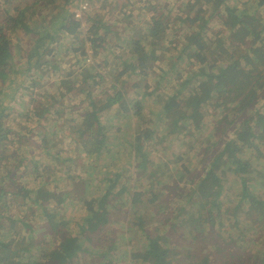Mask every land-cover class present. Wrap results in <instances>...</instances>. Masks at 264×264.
I'll return each mask as SVG.
<instances>
[{
	"label": "trees",
	"instance_id": "trees-1",
	"mask_svg": "<svg viewBox=\"0 0 264 264\" xmlns=\"http://www.w3.org/2000/svg\"><path fill=\"white\" fill-rule=\"evenodd\" d=\"M23 1L0 4V264H264V0H97L84 34L77 0Z\"/></svg>",
	"mask_w": 264,
	"mask_h": 264
},
{
	"label": "rangeland",
	"instance_id": "rangeland-1",
	"mask_svg": "<svg viewBox=\"0 0 264 264\" xmlns=\"http://www.w3.org/2000/svg\"><path fill=\"white\" fill-rule=\"evenodd\" d=\"M158 1H160V3L162 4V2H163V5H166V6H168V7H172L175 3H174V1L175 0H170V3H166V0H158ZM178 1H182V0H178ZM28 2V0H25V1H23V3H21V5H24V4H26ZM75 18L76 19H78V21H80V25H81V30H82V34L83 33H85L86 32V30L88 29V23L86 22V19H87V17H89L90 15H93L94 13H96V4H97V0H77L76 2H75ZM85 8V9H84ZM166 11H168V10H165V11H161L162 13H165ZM171 12H175V10H174V8H172V10H170ZM169 12V11H168ZM172 14V13H171ZM79 16V17H76V16ZM86 15H88V16H86ZM136 24V23H135ZM137 26V25H136ZM82 38V35H80V36H78V38L77 39H81ZM67 39L68 38H64L61 42H64L65 44H67L68 42H70L71 40H68L67 41ZM52 47H56V45H53ZM86 47H87V49H88V43H87V45H86ZM88 53V57L86 58V59H88L89 61H87V63L85 62L84 64H88V63H94V60H93V58L91 57V51H88L87 52ZM59 57H61V55H59ZM71 61H72V58H70V60H69V63H67V65H70V63H71ZM151 84H153V83H151ZM46 86H47V88L49 89V90H47V91H50V92H53V91H55V89L53 88V86L51 85V84H46ZM27 98H23V100H19L18 99V101L16 102V101H14V102H11L10 104H9V109H8V114H9V119L5 122V126L3 127L5 130H8V131H11V130H13L14 132H17V131H19V128H21V127H23L24 128V126L21 124V122H20V118L18 117L19 116V114L22 112V111H24L25 109H26V106L24 105V104H22V103H19V102H23V103H25L27 100H26ZM65 102L66 103H70L69 104V108L70 107H73V105H75V101H71V102H69L68 100H65ZM11 109V110H10ZM211 120V119H210ZM253 123L254 122H252V125H253ZM120 125H123L124 124V122L122 123V122H120L119 123ZM24 129H23V133H24ZM19 133H21V132H19ZM23 133H21V134H23ZM35 135L36 134H38L39 133V131H38V129H36L34 132H33ZM29 134H32V133H29ZM35 146V145H34ZM36 147H37V145H36ZM50 151H52L51 150V148H50ZM76 157L77 158H79L80 157V159H82V161H83V155H80V154H76ZM39 159H42V156H39ZM77 166L78 167H80L81 166V162L80 161H77ZM54 174V173H53ZM57 175H59V173L57 174ZM40 176V175H39ZM38 177V176H37ZM46 178H48V177H46ZM35 179L36 178H31V180H25L26 181V183H25V187H28V188H31V187H35V185H34V183H33V181H35ZM54 179H55V177H50L49 179H48V182H50V185H51V187H53L52 185H55V183L53 182L54 181ZM41 180L40 179H38L37 181H36V184L38 183V182H40ZM22 182H23V180H22ZM50 187V188H51ZM75 192H77V190H74ZM75 210H76V207H72L71 208V206L70 207H68V214H65V217H66V220L67 221H69L70 220V226H69V232L70 231H72V233H74L75 232V230H76V228L74 227V224H75V221H73L72 219H76L77 218V216H78V213H76L75 212ZM62 215H63V212L61 211L60 212ZM81 216H83V215H81ZM58 217H61V215H59ZM113 227V229L115 230V231H118V230H120V226H119V224H114V226H112ZM112 227H111V229H112ZM56 236V233L54 232V233H52V234H50V235H48V236H46L45 238H44V241L45 242H51V237H55ZM223 248L225 249V245H223ZM121 249H123V246H122V244H121ZM210 255H215V253H213V254H210ZM118 264H129L128 263V260L127 259H125V260H119V262H118Z\"/></svg>",
	"mask_w": 264,
	"mask_h": 264
},
{
	"label": "built area",
	"instance_id": "built-area-1",
	"mask_svg": "<svg viewBox=\"0 0 264 264\" xmlns=\"http://www.w3.org/2000/svg\"><path fill=\"white\" fill-rule=\"evenodd\" d=\"M3 1H5V0H0V4H1ZM84 9H85V8H84ZM76 17H79V16L77 15Z\"/></svg>",
	"mask_w": 264,
	"mask_h": 264
},
{
	"label": "bare ground",
	"instance_id": "bare-ground-1",
	"mask_svg": "<svg viewBox=\"0 0 264 264\" xmlns=\"http://www.w3.org/2000/svg\"><path fill=\"white\" fill-rule=\"evenodd\" d=\"M87 31V30H86ZM84 34V33H83Z\"/></svg>",
	"mask_w": 264,
	"mask_h": 264
}]
</instances>
